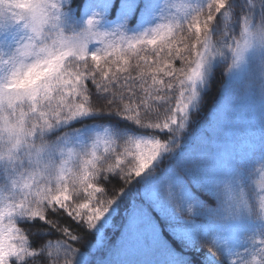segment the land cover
I'll list each match as a JSON object with an SVG mask.
<instances>
[{
	"label": "snow or ice",
	"instance_id": "snow-or-ice-1",
	"mask_svg": "<svg viewBox=\"0 0 264 264\" xmlns=\"http://www.w3.org/2000/svg\"><path fill=\"white\" fill-rule=\"evenodd\" d=\"M0 264H264V0H0Z\"/></svg>",
	"mask_w": 264,
	"mask_h": 264
},
{
	"label": "trees",
	"instance_id": "trees-1",
	"mask_svg": "<svg viewBox=\"0 0 264 264\" xmlns=\"http://www.w3.org/2000/svg\"><path fill=\"white\" fill-rule=\"evenodd\" d=\"M220 81L217 78L216 82L210 86V94L207 97V102L209 105H211V98L215 97L217 95V91L220 88ZM119 216H122L124 213L122 210H118ZM62 223H70L69 221H62ZM113 224L114 226H110L109 228H107L105 230L106 233V240H113L114 238H117V233L119 230V217L117 214L113 215ZM53 239H55V237H53ZM82 243L84 244V247L81 249L82 252L85 253V255H87L89 252L96 254L97 259H99L101 252L99 251L100 249V245L96 243V240L91 236V235H85L84 237V241H82ZM76 247H80V245H74ZM192 258L193 260H197L199 259V257L197 256V254L192 253Z\"/></svg>",
	"mask_w": 264,
	"mask_h": 264
}]
</instances>
